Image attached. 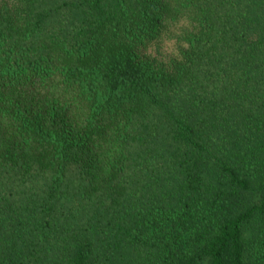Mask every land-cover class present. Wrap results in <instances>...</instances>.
<instances>
[{"label": "trees", "instance_id": "trees-1", "mask_svg": "<svg viewBox=\"0 0 264 264\" xmlns=\"http://www.w3.org/2000/svg\"><path fill=\"white\" fill-rule=\"evenodd\" d=\"M0 264H264V0H0Z\"/></svg>", "mask_w": 264, "mask_h": 264}, {"label": "rangeland", "instance_id": "rangeland-1", "mask_svg": "<svg viewBox=\"0 0 264 264\" xmlns=\"http://www.w3.org/2000/svg\"><path fill=\"white\" fill-rule=\"evenodd\" d=\"M171 45H169L168 47H170Z\"/></svg>", "mask_w": 264, "mask_h": 264}]
</instances>
